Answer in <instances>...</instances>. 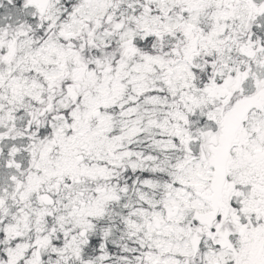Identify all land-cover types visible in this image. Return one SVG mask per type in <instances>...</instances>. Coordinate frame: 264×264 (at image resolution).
I'll return each instance as SVG.
<instances>
[{"label":"snow or ice","instance_id":"6c2138e0","mask_svg":"<svg viewBox=\"0 0 264 264\" xmlns=\"http://www.w3.org/2000/svg\"><path fill=\"white\" fill-rule=\"evenodd\" d=\"M0 264H264V0H0Z\"/></svg>","mask_w":264,"mask_h":264}]
</instances>
